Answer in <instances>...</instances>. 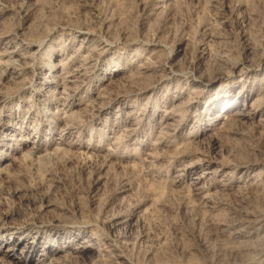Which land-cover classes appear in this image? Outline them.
I'll return each mask as SVG.
<instances>
[{"label":"rangeland","instance_id":"rangeland-1","mask_svg":"<svg viewBox=\"0 0 264 264\" xmlns=\"http://www.w3.org/2000/svg\"><path fill=\"white\" fill-rule=\"evenodd\" d=\"M0 264H264V0H0Z\"/></svg>","mask_w":264,"mask_h":264},{"label":"bare ground","instance_id":"bare-ground-1","mask_svg":"<svg viewBox=\"0 0 264 264\" xmlns=\"http://www.w3.org/2000/svg\"><path fill=\"white\" fill-rule=\"evenodd\" d=\"M243 71V70H242ZM11 246H12V244H11ZM9 248V247H8ZM11 248V247H10ZM13 248V247H12ZM10 250V249H9ZM6 251V250H5ZM8 255V254H7Z\"/></svg>","mask_w":264,"mask_h":264}]
</instances>
